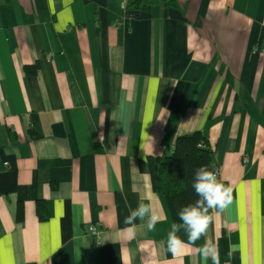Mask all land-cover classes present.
I'll return each instance as SVG.
<instances>
[{
	"label": "crops",
	"instance_id": "crops-1",
	"mask_svg": "<svg viewBox=\"0 0 264 264\" xmlns=\"http://www.w3.org/2000/svg\"><path fill=\"white\" fill-rule=\"evenodd\" d=\"M121 2L0 0V264H264V0ZM195 131L232 203L174 256L148 158Z\"/></svg>",
	"mask_w": 264,
	"mask_h": 264
},
{
	"label": "clouds",
	"instance_id": "clouds-1",
	"mask_svg": "<svg viewBox=\"0 0 264 264\" xmlns=\"http://www.w3.org/2000/svg\"><path fill=\"white\" fill-rule=\"evenodd\" d=\"M192 188L198 199L195 203L180 209L178 217L181 223L173 222L168 233L167 251L174 256L180 253L184 247L195 245L197 240L206 236L214 217L232 203V187L222 183L218 174L207 167L201 166L195 171ZM160 220L161 216L156 212L152 203L141 199L137 207L131 209L129 215L125 217L124 223L129 226L128 231L130 232L135 233L137 228L151 232L155 231V226ZM181 229L187 233L188 245L177 235ZM197 251L202 254L205 260L210 259L212 264H220L218 246L212 241L205 240V243ZM228 255L229 257L233 255L231 250Z\"/></svg>",
	"mask_w": 264,
	"mask_h": 264
},
{
	"label": "trees",
	"instance_id": "trees-1",
	"mask_svg": "<svg viewBox=\"0 0 264 264\" xmlns=\"http://www.w3.org/2000/svg\"><path fill=\"white\" fill-rule=\"evenodd\" d=\"M148 165L152 189L163 196L172 222L176 223H181L178 217L180 209L198 199L192 188L195 171L201 166L212 171L216 168L212 151L199 131L178 136L171 150L161 156L149 157ZM44 209L42 205L39 210L41 217L45 215Z\"/></svg>",
	"mask_w": 264,
	"mask_h": 264
},
{
	"label": "built area",
	"instance_id": "built-area-1",
	"mask_svg": "<svg viewBox=\"0 0 264 264\" xmlns=\"http://www.w3.org/2000/svg\"><path fill=\"white\" fill-rule=\"evenodd\" d=\"M126 1L127 0H122V2H121V8H124L125 7ZM142 1L147 2V1H151V0H142ZM51 55H52V53H48L46 56H47L48 59H50L51 58ZM213 171H215L218 174V171L216 169H214ZM86 231L90 235H93V236H96V237L100 233V229L98 228V226L96 224H88L86 226Z\"/></svg>",
	"mask_w": 264,
	"mask_h": 264
}]
</instances>
